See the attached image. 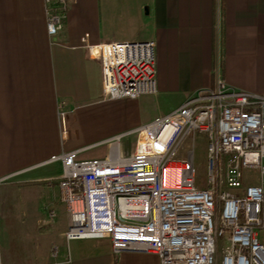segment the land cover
Returning a JSON list of instances; mask_svg holds the SVG:
<instances>
[{"label":"crops","instance_id":"0c3cea01","mask_svg":"<svg viewBox=\"0 0 264 264\" xmlns=\"http://www.w3.org/2000/svg\"><path fill=\"white\" fill-rule=\"evenodd\" d=\"M122 4L71 0L64 29L52 38L44 0H0V264H160L154 253H116L110 238L64 236L62 170L40 168L53 154L81 149L83 156L96 145L65 148L70 122L87 104L100 105L94 114L107 125L108 142L213 88L218 71L230 87L264 94V0ZM146 39L156 41L157 91L103 99L101 66L87 45Z\"/></svg>","mask_w":264,"mask_h":264},{"label":"built area","instance_id":"2783aa9c","mask_svg":"<svg viewBox=\"0 0 264 264\" xmlns=\"http://www.w3.org/2000/svg\"><path fill=\"white\" fill-rule=\"evenodd\" d=\"M70 1L44 0L52 38L64 29ZM87 47L101 66L103 99L157 91L154 39ZM60 116L66 137V111ZM131 132L136 139L126 154L122 140ZM198 134L206 139L203 186L189 143ZM108 144L102 157L74 149L46 161L62 164L67 242L110 238L116 253H154L160 264H264V94L230 87L218 71L213 88Z\"/></svg>","mask_w":264,"mask_h":264},{"label":"rangeland","instance_id":"374dc122","mask_svg":"<svg viewBox=\"0 0 264 264\" xmlns=\"http://www.w3.org/2000/svg\"><path fill=\"white\" fill-rule=\"evenodd\" d=\"M125 3L127 7H131L133 3L140 0H113ZM100 105L97 103L87 104L86 107L78 112L77 118L70 122L71 139L65 143L66 149H73L77 147L92 145L83 154V157H102L108 152V142L103 141L108 130L107 125L103 120L96 117L94 112ZM136 139L135 133L131 132L123 138V150L127 154L133 149ZM189 139V143L194 144L195 147V164L197 168V177L199 183L203 186L206 183L207 173V153H206V139L204 135L198 134L195 140ZM40 170L45 173H57L62 170V164L58 161L43 165ZM45 186V182L41 181Z\"/></svg>","mask_w":264,"mask_h":264}]
</instances>
